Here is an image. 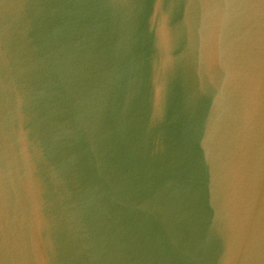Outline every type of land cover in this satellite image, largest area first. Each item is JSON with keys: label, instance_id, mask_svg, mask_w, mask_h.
<instances>
[{"label": "water", "instance_id": "1", "mask_svg": "<svg viewBox=\"0 0 264 264\" xmlns=\"http://www.w3.org/2000/svg\"><path fill=\"white\" fill-rule=\"evenodd\" d=\"M2 264H264L260 0H0Z\"/></svg>", "mask_w": 264, "mask_h": 264}, {"label": "snow or ice", "instance_id": "2", "mask_svg": "<svg viewBox=\"0 0 264 264\" xmlns=\"http://www.w3.org/2000/svg\"><path fill=\"white\" fill-rule=\"evenodd\" d=\"M260 2H261L262 4H264V0H260ZM0 264H2V262H0Z\"/></svg>", "mask_w": 264, "mask_h": 264}]
</instances>
